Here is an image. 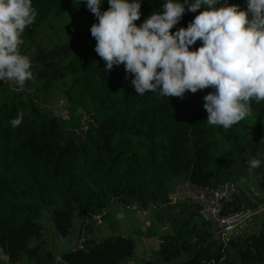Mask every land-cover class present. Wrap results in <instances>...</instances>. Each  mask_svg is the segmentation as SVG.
<instances>
[{
  "label": "trees",
  "instance_id": "1",
  "mask_svg": "<svg viewBox=\"0 0 264 264\" xmlns=\"http://www.w3.org/2000/svg\"><path fill=\"white\" fill-rule=\"evenodd\" d=\"M163 2L141 0L135 23ZM228 2L246 8L245 0ZM32 6L37 16L22 34L20 52L30 57L33 78L23 89L0 81V250L5 256L0 261L123 264L134 253V240L90 236L87 223L120 198L171 224L159 238L158 258L139 264H264V219L257 232L222 241L196 204L171 203L170 197L175 177L214 188L236 184L252 172L264 190V101H252L251 114L229 129L209 125L203 97L210 87L186 92L183 99L137 95L123 64L106 73L90 32L97 20L84 0H33ZM108 7L103 0L101 11ZM201 10H186L170 31L187 27ZM56 94L64 100L65 116L46 107ZM18 113L22 122L13 128L10 121ZM253 158H262L261 165L249 170ZM237 192L223 202L222 212L260 205ZM46 206L61 238L78 218L80 228L87 229L82 247L64 250L58 258L43 248L39 219ZM32 239L39 241L29 246Z\"/></svg>",
  "mask_w": 264,
  "mask_h": 264
},
{
  "label": "clouds",
  "instance_id": "2",
  "mask_svg": "<svg viewBox=\"0 0 264 264\" xmlns=\"http://www.w3.org/2000/svg\"><path fill=\"white\" fill-rule=\"evenodd\" d=\"M84 2L97 20L90 32L104 71L123 64L137 95L183 99L210 87L203 97L206 121L224 129L249 116L252 101H264V0H245L246 8L228 0H164L139 25L141 0H108L104 11L103 0ZM32 3L0 0V81L21 89L33 78L31 59L20 52L22 34L37 16ZM201 8L187 27L170 31L186 10ZM197 41L200 46L191 48ZM22 118L18 113L11 126ZM261 159L248 161L249 170L260 167Z\"/></svg>",
  "mask_w": 264,
  "mask_h": 264
},
{
  "label": "rangeland",
  "instance_id": "3",
  "mask_svg": "<svg viewBox=\"0 0 264 264\" xmlns=\"http://www.w3.org/2000/svg\"><path fill=\"white\" fill-rule=\"evenodd\" d=\"M48 107L54 114H62L65 116L66 111L63 109L64 100L60 94H56L50 97L46 102ZM85 114V113H83ZM86 116V114H85ZM87 117V116H86ZM238 180L236 183L237 194L245 195V198H249L260 205L264 203V190L259 189L257 179L252 172H248L245 178ZM185 181L181 177H175L173 179V192L183 186ZM137 208L140 212L137 213ZM51 207L46 206L43 208L42 216L39 219V223L43 228V236L41 239L42 246L45 249L51 250L56 258L64 250L74 248L82 239L81 236H86L87 229L80 228V222L78 218L73 219V225L69 233L59 238L52 221ZM123 212V218H118V214ZM163 217H167L164 214ZM264 219V211L254 215L250 218L245 226L241 229V235L244 236L250 232H257L260 228V224ZM92 227L90 236H95L99 239H104L111 234L124 235L132 238L135 242V249L133 255L125 261L123 264H139L144 259H157L158 241L162 234L168 232L171 229L169 220L158 221L156 218V212L144 211L138 206L132 205L120 198H113L104 211V216L93 217V221L87 222ZM91 230V229H90ZM218 237H220L218 235ZM38 239H32L29 246H34L38 243ZM0 250V257L4 258ZM57 260V259H56ZM0 264H10L6 259H1ZM33 264V263H28ZM64 264V263H59Z\"/></svg>",
  "mask_w": 264,
  "mask_h": 264
},
{
  "label": "built area",
  "instance_id": "4",
  "mask_svg": "<svg viewBox=\"0 0 264 264\" xmlns=\"http://www.w3.org/2000/svg\"><path fill=\"white\" fill-rule=\"evenodd\" d=\"M237 192L234 182L226 181L216 187L198 186L188 181L183 186L171 193V203L185 200L198 206V214L212 221L222 241L234 235H241V229L254 215L264 211V205L255 208L247 207L242 210L222 212L223 202L228 201ZM137 213L140 211L135 208ZM94 217H100L94 216ZM61 238V237H59ZM83 239L79 240L78 247H82Z\"/></svg>",
  "mask_w": 264,
  "mask_h": 264
},
{
  "label": "crops",
  "instance_id": "5",
  "mask_svg": "<svg viewBox=\"0 0 264 264\" xmlns=\"http://www.w3.org/2000/svg\"><path fill=\"white\" fill-rule=\"evenodd\" d=\"M104 211H105V210H104ZM104 211H103L102 217L104 216Z\"/></svg>",
  "mask_w": 264,
  "mask_h": 264
}]
</instances>
